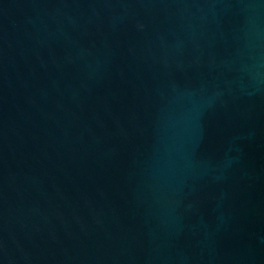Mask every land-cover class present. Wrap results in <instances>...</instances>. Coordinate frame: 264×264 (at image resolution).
<instances>
[{"label":"water","instance_id":"water-1","mask_svg":"<svg viewBox=\"0 0 264 264\" xmlns=\"http://www.w3.org/2000/svg\"><path fill=\"white\" fill-rule=\"evenodd\" d=\"M0 264H264V0H0Z\"/></svg>","mask_w":264,"mask_h":264}]
</instances>
